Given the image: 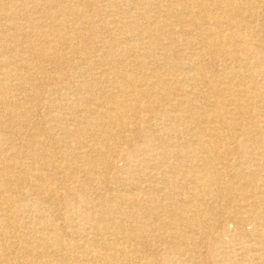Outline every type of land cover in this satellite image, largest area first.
<instances>
[{
  "label": "bare ground",
  "instance_id": "bare-ground-1",
  "mask_svg": "<svg viewBox=\"0 0 264 264\" xmlns=\"http://www.w3.org/2000/svg\"><path fill=\"white\" fill-rule=\"evenodd\" d=\"M0 264H264V0H0Z\"/></svg>",
  "mask_w": 264,
  "mask_h": 264
}]
</instances>
